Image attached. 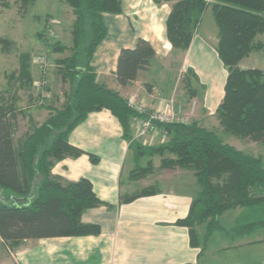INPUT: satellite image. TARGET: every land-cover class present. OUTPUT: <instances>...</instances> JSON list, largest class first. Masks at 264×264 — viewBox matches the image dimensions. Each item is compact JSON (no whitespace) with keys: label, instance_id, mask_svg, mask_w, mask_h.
I'll return each instance as SVG.
<instances>
[{"label":"trees","instance_id":"obj_1","mask_svg":"<svg viewBox=\"0 0 264 264\" xmlns=\"http://www.w3.org/2000/svg\"><path fill=\"white\" fill-rule=\"evenodd\" d=\"M20 1L23 5L33 2ZM66 1L75 15L72 31L75 51L59 61L65 70L63 77L69 81L62 107H50V115L44 122L16 137L19 96L12 94L10 100L0 97V244L15 250L28 239L99 234L98 224L81 221L84 211L104 204L96 197L91 182L86 178L66 181L51 170L58 161L83 153L69 144L68 135L90 112L102 109L117 118L132 151L143 156L159 155L160 169L178 168L196 178L198 192L187 216L177 221L188 228L192 246L202 250L207 237L221 229L220 216L238 207L246 210L238 223L241 231L264 226L261 157L224 142L214 130L197 122H154L168 135L167 142L158 146L143 147L131 140L130 120L139 114L118 92L97 83L90 66L94 50L106 34L102 15L120 13V0ZM163 1L170 5L166 38L181 52L187 50L204 11L211 6L217 26L216 52L227 71L224 95L215 116L225 133L264 145V71L238 67L240 60L262 48L254 39L264 33V0ZM27 58L21 55L15 78L17 89L22 91L32 79ZM154 58L152 46L144 39H138L133 48H122L114 72L116 82L126 86L135 81L140 72L148 70ZM184 77L187 91L195 93L196 88L190 84L192 70L188 69ZM88 156L91 162L98 161L93 154ZM152 170L150 160L146 166L132 170L131 176L138 180ZM155 193L154 187L147 186L121 202Z\"/></svg>","mask_w":264,"mask_h":264},{"label":"crops","instance_id":"obj_2","mask_svg":"<svg viewBox=\"0 0 264 264\" xmlns=\"http://www.w3.org/2000/svg\"><path fill=\"white\" fill-rule=\"evenodd\" d=\"M120 3V13L102 15L106 34L90 61L96 82L140 106L144 113L139 118L170 106L178 121L222 130L215 111L224 95L227 71L216 52L217 26L211 6L204 11L187 50L181 52L166 38L169 3ZM138 39L150 43L155 58L135 81L121 86L114 75L119 52L133 48ZM245 58L238 67L253 68L243 62ZM188 69L193 72L190 84L196 92L189 93L185 88L176 94L175 83ZM134 118L130 120L131 140L143 147L167 142L168 135L158 128L137 136L139 127ZM68 142L83 153L58 161L51 173L70 182L82 178L91 182L96 197L104 204L84 211L81 221L98 224L99 234L28 239L15 250L0 244V264H264V226L241 231L238 223L246 210L240 207L220 216L221 229L207 237L202 250L190 244L188 228L177 224L187 216L198 192L196 178L189 171L162 169L163 175L158 178L165 176V182L174 188H156L155 194L121 202L156 181L149 175L135 180L131 171L146 166L150 160L154 168L156 162L160 165L162 157L132 151L120 123L109 110L90 112L70 132ZM88 153L98 161L91 162ZM199 228L202 234L204 229Z\"/></svg>","mask_w":264,"mask_h":264},{"label":"rangeland","instance_id":"obj_3","mask_svg":"<svg viewBox=\"0 0 264 264\" xmlns=\"http://www.w3.org/2000/svg\"><path fill=\"white\" fill-rule=\"evenodd\" d=\"M74 21L73 9L66 0H33L26 5L20 0H0V97L10 100L12 94L19 96L16 102L20 109L16 137L44 122L50 115V107H62L69 81L63 77L65 70L59 61L75 51ZM254 41L259 42L262 48L252 51L243 62L264 71V33L258 34ZM21 55L28 57L32 77L30 86L25 85L24 91L18 90L15 82ZM184 79L180 76L175 83L176 94L185 89ZM215 132L224 142L261 157L264 164L263 144L249 138L237 139L223 130ZM158 165L156 162V167L148 174V178L156 179L152 187L174 188L173 184L170 187L169 182H165V176L158 178L163 175Z\"/></svg>","mask_w":264,"mask_h":264},{"label":"built area","instance_id":"obj_4","mask_svg":"<svg viewBox=\"0 0 264 264\" xmlns=\"http://www.w3.org/2000/svg\"><path fill=\"white\" fill-rule=\"evenodd\" d=\"M133 101L128 102L129 105L140 115L143 114L144 111L140 106L134 105ZM134 122L138 125L139 131L137 136H144L148 131L157 128L154 125V122L159 123H169L177 121V118L174 114L172 107L168 106L165 109L158 111L156 113H152L147 115L146 117L139 118V116H135Z\"/></svg>","mask_w":264,"mask_h":264},{"label":"water","instance_id":"obj_5","mask_svg":"<svg viewBox=\"0 0 264 264\" xmlns=\"http://www.w3.org/2000/svg\"><path fill=\"white\" fill-rule=\"evenodd\" d=\"M18 200H23V199H18Z\"/></svg>","mask_w":264,"mask_h":264}]
</instances>
